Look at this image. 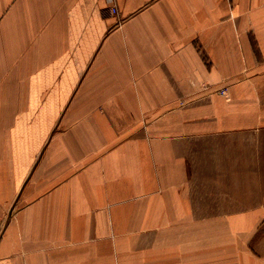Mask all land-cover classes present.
Returning <instances> with one entry per match:
<instances>
[{
    "label": "crops",
    "instance_id": "obj_1",
    "mask_svg": "<svg viewBox=\"0 0 264 264\" xmlns=\"http://www.w3.org/2000/svg\"><path fill=\"white\" fill-rule=\"evenodd\" d=\"M0 264H264V0H0Z\"/></svg>",
    "mask_w": 264,
    "mask_h": 264
},
{
    "label": "built area",
    "instance_id": "obj_2",
    "mask_svg": "<svg viewBox=\"0 0 264 264\" xmlns=\"http://www.w3.org/2000/svg\"><path fill=\"white\" fill-rule=\"evenodd\" d=\"M109 11V13L111 14V15H116V14H118V8L117 7H112V8H110V9H108Z\"/></svg>",
    "mask_w": 264,
    "mask_h": 264
}]
</instances>
